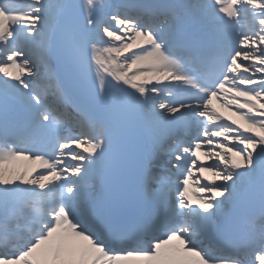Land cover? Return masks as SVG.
Segmentation results:
<instances>
[{"label": "snow or ice", "instance_id": "1", "mask_svg": "<svg viewBox=\"0 0 264 264\" xmlns=\"http://www.w3.org/2000/svg\"><path fill=\"white\" fill-rule=\"evenodd\" d=\"M0 264H264V0H0Z\"/></svg>", "mask_w": 264, "mask_h": 264}, {"label": "bare ground", "instance_id": "2", "mask_svg": "<svg viewBox=\"0 0 264 264\" xmlns=\"http://www.w3.org/2000/svg\"><path fill=\"white\" fill-rule=\"evenodd\" d=\"M213 106H214V107H218V109H220V105L213 104ZM23 163H24V161L18 162L19 165H24ZM26 166H28V167H32L33 165H32V164H29V165L27 164Z\"/></svg>", "mask_w": 264, "mask_h": 264}]
</instances>
